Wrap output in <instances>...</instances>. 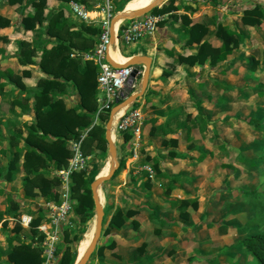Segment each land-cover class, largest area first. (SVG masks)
Masks as SVG:
<instances>
[{"label":"rangeland","instance_id":"rangeland-1","mask_svg":"<svg viewBox=\"0 0 264 264\" xmlns=\"http://www.w3.org/2000/svg\"><path fill=\"white\" fill-rule=\"evenodd\" d=\"M5 1L7 0H0V11L9 23L2 37L0 36V49L5 53L0 55V83H6L5 91L7 92L6 99L0 102V215H3L4 218L3 221L0 220V264H13L10 255L15 253L16 244H11L9 239L15 235H19L25 243H31L40 251L41 248L38 237H34L30 230L22 229L17 232L15 228L18 218L7 219L4 212L8 209L21 208L25 210L22 214H30L35 220L38 218L42 220L43 209L48 203L46 198L49 191L53 189L59 194L61 190L60 185L53 183L46 189L44 181L59 179V171L67 168L71 158L69 156L66 160L67 165H62L59 168L56 167L54 160L47 159L45 151L53 153L56 148L57 151H61L58 147H51V142L55 138L49 137L50 132L55 133L58 128H53L51 124L48 126L49 122L43 123L44 133L48 134L46 140L41 141L37 136L29 137V129L32 128L37 135H42L43 131L35 126L45 118L46 112L43 108L41 111L45 114H41L38 111L40 101L39 103L34 100L27 101V95L47 89L48 81L58 83L56 86L49 87L44 102L46 104L60 102L61 104L57 106V112L54 115L68 119L64 123V127L62 126L64 133L72 127V119L77 115V111L85 110L80 106L81 95L76 84L83 73L85 60L82 55L87 54L83 49L89 45L94 46L93 43L99 36V34L96 36L97 33H91L88 29L100 30V27L97 23H88L87 25L76 21L69 13L67 0H46L48 11H52L54 8L59 10L49 13L46 20L38 27L36 25L34 29H26L27 32H23L20 28L25 29L23 21L27 18L26 14H23L17 5L8 7ZM84 1L87 5L88 3L89 5L99 3V0ZM125 2L124 0H115L116 13L122 12L126 5L133 6L130 1ZM167 4L168 1L165 2V5ZM256 5L262 7L264 12V0H220L216 6L217 15L220 17L222 13L228 12L232 16L229 19V25L235 28L238 25L241 29L242 14L245 10L252 9ZM229 6L231 10H228ZM129 9L134 8L130 7ZM166 14L168 13L161 15L162 20L166 18ZM169 18L171 15L164 22H167ZM262 22L261 27L250 30L251 46L249 49L236 51L241 54L242 61L234 66L235 73L228 74L223 78L238 91L235 90L234 94L228 95L219 93L216 103L213 102L207 109H203L206 117L204 129L198 122L186 120L191 129L190 137H192V141L188 144L173 146L167 142L168 139L160 138L153 141L152 138L159 137L160 132L155 129L156 125L147 126L146 133H144L146 141L142 148L141 137L140 154L138 158L134 159L128 146L131 140L125 141L115 128L126 110L119 115L112 131L118 161L120 162L122 156L125 157V166L120 175L102 184L99 189L102 198V200L100 199L101 204L106 216L97 248L102 246L104 248L101 250V256L97 253L96 248L87 264H96L97 257H101V264H133L140 259L145 264L147 261L148 264H257L253 256L243 254L238 244L245 237L263 229L260 226L263 216L254 215L246 193L250 189L264 191V163H260V157L264 156V136H262V134L264 135V120L259 125L262 132L254 130L253 127L244 123L246 118L260 120L264 116V112H262L264 103L257 95V88L264 80V72L257 70V66L264 69V49L262 48L264 19ZM59 24L63 26L61 29L58 28ZM219 24L222 25V23ZM72 33L78 34L73 35ZM36 37L41 39L43 44L52 43L49 55L44 60L40 59L38 52L34 49L33 56L29 60L30 64L23 62L21 51H24L28 46L31 48L32 45H35V42L34 44L32 42L36 40ZM61 45H66L67 49L62 48ZM69 45H73V48L68 49ZM123 46V50H125L127 45ZM125 54L124 52L123 55ZM69 59L75 63L69 62ZM228 59L227 57L226 60ZM43 64L45 71L40 67ZM218 65H209L207 70L200 71L199 79L220 78L215 71V67ZM36 69L40 71L39 74L35 73ZM7 71L14 72V77L2 76V73L6 74ZM43 80L46 82L45 87ZM139 80L140 77L137 79V87ZM190 83L189 88L192 92L189 97L196 102L200 99L201 94L197 90L194 93L195 85L193 86L192 81ZM151 87H155L154 84ZM96 96L98 97V94ZM12 100L28 106L29 111L24 112L21 106L16 107ZM241 104L245 107L242 108ZM157 105H160V101ZM157 105H149L150 107L145 108L147 115L144 116V119H148L154 113ZM35 106L37 107L35 108ZM239 109L243 110V113L241 111L236 116L244 117L241 119L243 122L224 117L223 113H237L240 111ZM108 116L109 112L102 114L98 121H95V118L91 120V124L98 127L95 137L92 143L86 142L84 148H81L83 154L88 157L86 170L83 171L86 173L84 177H87L91 182L97 177L106 175L109 169L108 147L103 141L102 132L105 130ZM152 128H154V134L150 135L149 132ZM179 129L174 126L173 133L179 135L174 138H178L180 141L183 139V132L182 129L181 132H178ZM58 137L60 138V136ZM63 137L67 140L64 149L69 153L72 143L75 141L66 136ZM22 139L30 140L28 147ZM193 141L196 146L209 153V156L202 162H191L192 158L194 160L198 156V152L191 145ZM28 149L39 156L38 165L33 155L26 156L31 158L30 160L34 159L35 164L26 163L24 154ZM171 149L179 151L176 152L177 157L168 155V151ZM223 149H226L227 153L220 154ZM242 151L244 153H241ZM180 156L183 157L180 158ZM184 156H188L189 159ZM57 158L61 159L60 156ZM11 160H13L12 166L8 163ZM251 162L256 165L251 166ZM154 164L160 173L167 175L170 179H176V183L182 180L179 190L174 188L171 196H164L169 179H157ZM31 168L40 171L41 178H32L33 176L29 174ZM8 169L11 171L9 175L7 174ZM24 179L29 181L26 185L22 183ZM74 187L75 184L71 183L72 204L76 206L77 196L84 193V188ZM9 198L12 203H9ZM165 199H171V201L191 199L189 201H196V205L195 207L189 206L187 208L190 213L188 219H182L177 211L170 208V201ZM117 210L123 212L138 210L141 215L137 214L139 217L135 218L136 215L129 219L120 230L113 229L108 232L106 231L108 222ZM152 212L170 223V227H162L150 222L147 214ZM133 221L137 223L138 230L133 229ZM94 229V209L83 215H75L74 219L68 221V227L62 233L61 243L58 247L59 254L68 247L70 263H73V260L76 262L79 253L89 243L88 237L94 233ZM135 232L138 233V236L135 235ZM115 234L127 236L124 239L134 240H130L131 242L127 244L122 241L120 244L112 237ZM81 239L83 240L82 247H80ZM110 244L112 247H109ZM233 246H237L238 249H234ZM244 253L246 254V251Z\"/></svg>","mask_w":264,"mask_h":264},{"label":"trees","instance_id":"trees-1","mask_svg":"<svg viewBox=\"0 0 264 264\" xmlns=\"http://www.w3.org/2000/svg\"><path fill=\"white\" fill-rule=\"evenodd\" d=\"M7 1L9 5L23 4L24 5L23 7L31 6L34 8L35 14L28 15L27 18L23 21L25 25V29L32 30L35 28L36 25L38 26L41 25L42 21L44 20L41 17V14L43 13V8H44V0H7ZM79 1L82 3L85 2L84 0H79ZM124 1H126L125 3H128L131 0H124ZM174 1L176 0H168L167 5H165L164 3L161 7L154 8L150 12V14L163 15L165 13L171 12L172 10H175L176 8L174 7ZM186 19H187L188 36H189L187 39V43L190 46H192V44H197L198 46L196 48H192L193 50H195V53L193 55H190L187 57H179L177 59V62L185 63L189 65L190 67H193L195 65H204L207 60H209L210 66H215L221 62H224L226 58L229 55H231L232 52L235 49H237L239 45L246 38V34L239 33L235 30H232L229 26L218 24L216 25L214 36L221 42V45L220 47L213 48L207 40H203L208 32V29L206 28V26L202 24H197V23L190 25L191 23L190 20L188 18ZM263 19H264L263 9L262 7L258 5L254 6V8L252 9L245 10L241 17V21L243 25L247 27H257L262 23ZM8 25L9 23L6 21V19L0 16V28H5ZM62 27H63L62 24L58 25V28L61 29ZM88 31H91V33L93 34L97 33L96 36H98V34L100 33V30L96 28L95 29L89 28ZM72 34L77 35L78 33H72ZM34 42H35V45H32L31 48L28 46L24 51H21L20 55H22L23 57L22 58L23 62L30 64L29 60L33 56L34 49L38 50V53L40 54L39 55L40 59L44 60L49 55L50 53V49L48 48L49 43L43 44L41 43L42 41L39 38L33 41L32 44H34ZM93 44L94 46L89 45L87 48H84L83 51H86V52L93 51L97 44V40ZM72 46L73 45L71 46L69 45L68 49L73 48ZM61 47L67 49L66 45L65 46L61 45ZM0 53H3L2 49H0ZM69 62L75 63L73 62L72 59H69ZM44 66H45L44 64L40 65L41 69L45 71ZM98 73H99V69L94 63L90 61L85 62L84 67H83L82 76H80L79 80L76 81V84L79 89V93L81 95V103H80L81 105L80 106L81 108L85 109V112L77 111V115H75L72 119V122H73L72 127H70L66 131L67 133L65 132L66 135L64 131H62V126L64 127V123L68 121V119L66 120V118L60 115H54L55 112H57V106H59L61 103L57 102L55 104V103L49 102L48 104H46L44 102L46 99V95H47L49 87L56 86L58 85V83H55L54 81H48L49 85L47 89H44L42 92H39V93H29L27 95V98H26L27 101L34 100L37 103H39L40 101L38 111L41 114L44 115L46 112L45 118L42 119L40 124H37V126H35L36 128L38 127V129L43 131L42 135H37V133H35L34 129L32 128V129H29V135H30L29 137L37 136L39 139H41V141L46 140V137L48 134L44 133L45 129L43 126V123H45L46 121L49 122L48 126H50L51 124L53 128L55 127L58 128V131L55 133H53L49 129L47 130L51 131L49 137L55 138V140L51 142V147H54V146L58 147L61 151H57V148L53 150L54 151L53 153H49L48 151H45L47 159L54 160V162L56 163V167L58 168L61 167L62 165H67L66 160L69 158V156L71 157L72 155L71 152L68 153V151L64 149V147L66 146L67 140H65L64 139L65 137L63 136H66L73 141H79L85 134L81 142L82 149L84 148L83 146L85 145L86 142L92 143V140L95 137L96 129L98 127L91 126L92 125L91 118L94 116L95 112L97 111L96 79H97ZM2 76H6L7 78L8 77L13 78L14 73L12 71H7L6 74L2 73ZM43 83L45 87L46 86L45 80H43ZM5 87H6L5 82L0 83V102H2V100L4 101L7 97V92L5 91ZM12 103L16 107L21 106L24 112H28L30 109L28 106L22 105L19 101L12 100ZM36 107L37 106H35V108ZM43 108H45L44 113L41 111ZM196 109H197V115L195 116V121L198 122L201 125V127H203L204 129L206 127V121H205V117L203 114V107L200 102L196 104ZM241 119L242 118L240 117L235 118L236 121L243 122ZM244 120H246L244 123L253 127L254 130H258L262 132V129L259 127V125L263 122V120H257L253 118H248ZM147 122L149 124H152V126H154L155 123L157 122V119L150 118L147 120ZM178 125L180 126V129H182V132H183V142L189 143L191 141L190 127L187 125L186 122H180ZM102 132H103V141L106 143L104 139L105 130H103ZM153 132H154V128L150 130L149 132L150 135H153L154 134ZM57 136H60V138L59 137L57 138ZM29 139H22L25 142L26 147L29 146V142H30ZM129 139H130V136L128 135L124 136L125 141ZM167 142L171 143L173 146H176L178 143L176 139H169V141ZM195 151L198 152V156L194 158L196 162H202L205 160L207 156H209L208 155L209 153H207L206 151L200 148L195 147ZM241 153H244V152L242 151ZM176 154L177 153L175 150L168 151V155H170V157H174L176 156ZM26 155L35 156V160L37 161V165H38V162L40 161L39 156L35 155L34 151H32L31 149H28L25 151L24 156ZM58 156L61 157L60 160L59 158H57ZM25 159H26L27 164L28 163L35 164L34 159L30 160L31 158L29 159L28 156H26ZM12 162L13 160L9 161L8 162L9 165L12 166L13 164ZM260 163H264V156L260 157ZM250 165L255 166L256 163L251 162ZM124 166H125V157L122 156L119 162V169L115 172L112 179L120 175V173L124 170ZM153 167L156 171L157 179H161V180L169 179L167 188L165 190L166 191L165 195L169 196L171 190L175 188L174 184L176 183L175 181L176 179H173V178L170 179L168 178L167 175L160 173L158 168L156 167V164H154ZM10 172H11L10 169H8L7 174L9 175ZM29 174L33 176L32 178H36V179L41 178L40 171L38 170L36 171L35 168L34 170L32 168L29 169ZM85 174H86L85 172L81 171V172H76L72 175V183L75 184L74 188H80V187L84 188V193L77 196V199H78L77 205L73 206L74 215H83V214H86L88 211H92L94 209V203H93L92 194L90 190L91 181L87 177H84L86 176ZM8 180L10 181L9 178ZM28 182H29L28 179H24L22 183L26 185ZM51 183L55 185H59L60 180L53 179L52 181H48V180L44 181L45 188L48 189ZM246 196H247L248 203L253 208L254 215L263 216L262 223L260 225L261 227H263V229L261 231H258L255 234H251L250 236L245 237L241 241L240 245L244 248L247 254L255 258L257 264H264V191H257L255 189H250L246 193ZM8 201L9 203H12L11 198H9ZM46 201L59 203L58 192L51 189L49 191V194L47 195ZM195 205H196V201H193V200L192 201H189V200H172L171 201L170 200V208L177 211L179 216L183 219L188 218L187 208L189 206L195 207ZM23 212H25L24 209L16 208V209L6 210L4 214L7 216V219H10V218L12 219V218H16ZM26 212H29V211L26 210ZM139 212L140 211L138 210H127L126 212H123L122 210L115 211V213L112 215V217L110 218L108 222L106 231L110 232V230H113V229H115L116 231L120 230L129 219H132L133 217H135ZM150 215H151L150 216L151 222L157 223L160 226H163L165 224V222L163 220L158 219L153 214V212L150 213ZM105 216H106V212L104 211L103 222H104ZM3 219H4L3 215H0V220L2 221ZM40 220H41L40 218L36 219L33 222V227L37 226ZM134 222L135 221L132 222L133 229H137L138 228L137 223H134ZM15 230H17L18 232L22 230V228L17 224ZM30 231L34 235V237L37 236V232L35 231V229H31ZM9 240L11 244H16L15 253H12L10 255V259L13 262V264H42L43 260H42L41 251L39 248L33 247L31 243L29 244L25 243V241L21 239L19 235H15ZM40 241H41V237L39 236L38 242ZM109 247H112V244H110ZM103 248H104L103 246L98 247L97 253L101 254V250H103ZM58 257H59V260L57 264H74L75 263V260H73V263H70L69 261V248L68 247L61 254H58Z\"/></svg>","mask_w":264,"mask_h":264},{"label":"crops","instance_id":"crops-1","mask_svg":"<svg viewBox=\"0 0 264 264\" xmlns=\"http://www.w3.org/2000/svg\"><path fill=\"white\" fill-rule=\"evenodd\" d=\"M70 1H79V0H69L67 2V7H68L70 15L76 21L82 22L79 19H77L70 12V9L68 6V3ZM153 1L154 0H131L130 2L133 6L126 5L124 7L123 12L127 11L130 7L131 8L133 7L134 10L142 9V8L146 7L147 5H149L150 3H152ZM229 1H233V0H229ZM219 2H220V0H176L174 2V7L176 9L172 10L171 12L166 14L167 16H165L166 18H168L171 15V18H169L167 22H164V20H166V18H164L158 24L156 31L152 35L146 36L145 38H143V39H141V40H139L133 44L127 45L125 50H123V48H124L123 45H126L125 43H123L121 41H118L116 43L117 52H118L119 58L122 62H127L129 60L128 58H131L134 56H145V57H149L151 59L150 76H149L147 89H146L143 97L137 99L136 102L132 106H134L137 109H140L141 112L143 113V115L145 116V115H147L145 112V108L149 105L156 106L158 104V102L160 101V105H157V109H155L154 113L150 117H148V119H150V118L157 119V122L155 123V125L157 126L156 130L158 129V131L160 132L159 137H156L155 139L152 138L153 141L156 139H159V138L163 139V140L164 139H168V140L169 139H176V140H178V138H174V137L179 136V135H177V134L175 135L173 133L174 126H175V128H180V126L178 124L180 122H186V120L196 122L195 121V116L197 115L196 104L198 102L201 103L203 109H205V108L207 109L209 105L213 104V102L216 103V100L218 98L219 93H221V94L223 93V94H227V95L235 93L236 88L233 85H229L223 78L227 77L228 74L235 73L234 66L238 65L242 61V58L240 57L241 54L236 53V51L238 49H240V50L244 49L245 51L249 49V46H251L250 30H254L256 28L261 27L263 22L257 27H247V26L243 25V23L240 21L241 25H242L241 29L238 25H236L237 28L231 27L232 25H229V22H230L229 19L232 17L231 14H228V12L224 13V14L222 13L220 15L221 18L219 17V15H217L218 10L216 9V6L219 4ZM5 3L8 7H14L16 5L19 6L21 12L23 14H26V17L28 15H34V8L31 6L23 7L24 6L23 4L9 5L8 1H5ZM100 3H101V0H99V3H94L92 5H89V3L87 5V4H85V2L83 3L86 5V7L90 11H92L91 16L94 17L96 23L100 22L103 19V15L100 14L96 10V6ZM113 4H115V0H113ZM220 9H221V7H220ZM54 10H59V9L54 8ZM54 10L48 11V9L46 8V0H44L43 13L41 14V17L44 19L42 21V23L46 20L45 19V18H47L46 16L49 15V13L53 12ZM228 10H231L230 6H229ZM0 16L3 17L4 19H7L5 16H3L1 11H0ZM140 18H142V17H140ZM186 18H188L190 20V22H191L190 25L197 23V24H202V25L206 26V28L208 29V32H207V35L204 37L203 40H207L213 48L220 47V45H221V42H219L218 39L214 36L216 25H218L219 23H222V25L229 26L232 30H235L239 33L246 34V38L239 45V48L235 49L232 52V54L228 56L229 59L226 60L225 62H222L219 65L217 64L218 66L215 67V71H216L217 75L220 76V78L216 77L215 79H205V80L199 79V77H200L198 75L199 72L200 71L203 72L204 69L207 70L209 68V65H210L209 60H207L204 65H195L193 67H190L189 65H187L185 63L177 62V59L179 57H187V56L193 55L195 53V50H193L192 48H196L198 46L197 44H192V46H190L187 43V39L189 36H188V25H187V19ZM219 18H220V20H219ZM82 23H84V22H82ZM85 24L88 25V23H85ZM37 27H38V25H37ZM7 28H8V26L5 28H0V36L1 37H2L3 32ZM20 29L23 32H27L26 29H24L23 27ZM18 32H19V30H18ZM37 38L38 37H36V39ZM51 46H52V43H49L48 48L50 49ZM128 47H130V48L127 49ZM262 48L264 49V43L262 45ZM36 51L38 52V50H36ZM91 52L92 51H89L87 53H91ZM124 52L126 53L125 55H123ZM2 54L3 55L5 54L4 50H3V53H0V55H2ZM38 55H40V54L38 53ZM39 58H40V56H39ZM83 60H85V59L83 58ZM85 62H87V60H85ZM257 70L258 71L262 70L264 72V69H262L258 66H257ZM35 71H37V72H35ZM35 71L34 72L37 74L40 73V71L38 69H36ZM140 71L143 72L142 67L140 68ZM192 74H194V76H192ZM191 81L193 82V86L195 85V87H193V89H194L193 92L196 93V90H197L199 92V94H201L200 99L196 100V102H194L193 99L191 97H189V94L192 92L191 89L189 88ZM263 82H264V80L262 81V84L259 85V88H257V90H258L257 95L260 97L261 101L264 103V83ZM153 84L155 87H151ZM245 89L249 90L248 88H245ZM96 90H97V86H96ZM154 91L156 93H153ZM236 91H238V90H236ZM97 94H99L98 90H97ZM237 101H239V100L237 99ZM137 103H138V105H137ZM240 106H242V108L245 107L242 104ZM97 109H98V97H97ZM239 110L240 111L237 113H233V112L223 113L224 117L235 120V118L237 117L236 114L240 113L241 111H242L241 113H243V110H241V109H239ZM83 112H85V110H83ZM262 112H264V108L262 109ZM95 114H96V112H95ZM95 114L91 118V120L93 118H95ZM203 114L205 117L204 111H203ZM219 115H220V113H219ZM148 119L145 118V122H144L143 129H142V148H143L144 142L146 141V139H145L146 135L144 133H146L147 126L152 127V124H149L147 122ZM260 120H264V116ZM205 121H206V117H205ZM178 132H181V129H179ZM84 136H85V134H84ZM262 136H263V134H262ZM180 138H181V136H180ZM190 138L192 141V137H190ZM184 144L185 143L183 142V139H181L180 141L178 140V143H177L178 146L184 145ZM186 144H188V143H186ZM191 145H193V149H195V147L200 148V147L196 146L194 141H193V143H191ZM191 145H189V146H191ZM172 150H174V149H171L169 151H172ZM175 151L179 152L178 150H175ZM220 152H221L220 154H222L223 152L227 153L226 149H223ZM182 157L183 156H180V158H182ZM184 157L186 159H189L188 156H184ZM191 162L196 163V161L193 159ZM181 178L184 179L183 177H181ZM181 182H182V180L179 182L177 181V183L174 184V187L176 190H179ZM173 189L171 190V192L174 191ZM171 192H170V196H171ZM164 196H166V195L164 194ZM165 200H169V199H165ZM184 200H191V199H184ZM252 211H253V208H252ZM141 213H143V212H141ZM187 214L189 217L190 213L188 212ZM140 215L141 214H139V216ZM147 215H148L149 221L151 222L150 213ZM139 216L137 215L135 218H137ZM155 216H156V214H155ZM157 218L160 220H163L165 222V224L162 227H170V223L166 222L165 219L159 218V217H157ZM152 223H154V222H152ZM154 224H157V223H154ZM0 228H1V226H0ZM135 230H138V228ZM128 232H131V231H128ZM123 235H124V233H123ZM123 235H116L115 234L112 237L114 238V240H116L120 244H122V241H123V243L127 244V243L131 242L130 240H134V239H124L127 236L124 237ZM135 235L138 236V233L135 232ZM0 236H1V234H0ZM82 241L83 240L81 239L80 247H82V245H83V244H81ZM238 245L240 246L239 248H241L243 254L247 255V252H246V254L244 253V251H245L244 248L240 244H238ZM233 247H234V249L235 248L238 249L237 246H233ZM99 256H101V254ZM148 263L149 262L147 261L146 264H148ZM96 264H101V257H97ZM133 264H145V262H142V260L140 259V260L135 261Z\"/></svg>","mask_w":264,"mask_h":264},{"label":"built area","instance_id":"built-area-1","mask_svg":"<svg viewBox=\"0 0 264 264\" xmlns=\"http://www.w3.org/2000/svg\"><path fill=\"white\" fill-rule=\"evenodd\" d=\"M70 12L84 23H96L85 4L80 1L68 3ZM96 10L103 15V19L97 24L100 33L97 44L91 53H87L84 59L93 62L99 69L96 79L98 94V109L95 114V121H98L102 114L110 112L119 102V93L128 85L131 68L116 69L106 60L110 46V22L116 14L113 0H101ZM96 11V12H97ZM162 21L161 15L147 14L142 18L125 21L118 25L116 30V43L121 41L126 45L133 44L146 36L152 35L158 24ZM132 92L137 91V79L130 86ZM145 119L140 109L133 106L128 107L116 124V132L124 137L130 136L129 149L131 156L136 159L140 154V142ZM72 144V155L65 170L59 171L61 190L59 192V203L48 202L44 207V217L40 223L33 227L35 218L30 214L17 216V223L24 230L35 229L36 237H41L39 246L41 248L42 264H57L59 257L58 247L61 243L62 233L68 227V221L74 219L73 204L71 196L72 175L76 172L86 170V157L81 149V142ZM128 141V140H127ZM38 239V238H37Z\"/></svg>","mask_w":264,"mask_h":264},{"label":"water","instance_id":"water-1","mask_svg":"<svg viewBox=\"0 0 264 264\" xmlns=\"http://www.w3.org/2000/svg\"><path fill=\"white\" fill-rule=\"evenodd\" d=\"M168 0H154L152 3L147 5L142 9H138L136 11L131 12H119L114 15L110 22V46L113 47L116 44V24H121L124 21L134 20L140 17H143L149 14L154 8L161 7ZM107 62L116 69L123 68H131L130 78L128 80V85L124 87L119 93L120 102L114 106L108 116L107 123L105 125V133L104 139L107 143L108 154H109V169L106 175L97 177L90 184V190L92 194V199L94 203V211H95V229L94 234L89 243L87 249L83 253L82 257H80L74 264H87L91 255L96 250L97 244L101 237L102 226H103V218H104V209L101 204V200L99 197V189L102 184L109 182L115 172L119 169V161L117 158V149L112 139V128L114 123L115 115L119 110L125 107L132 106L137 99L142 98L149 81L150 76V68H151V59L145 56H134L129 58V60L124 64H118L114 62L109 54L106 55ZM143 68V72L140 71V68ZM140 77L138 88L136 92H132L130 86L131 84Z\"/></svg>","mask_w":264,"mask_h":264},{"label":"bare ground","instance_id":"bare-ground-1","mask_svg":"<svg viewBox=\"0 0 264 264\" xmlns=\"http://www.w3.org/2000/svg\"><path fill=\"white\" fill-rule=\"evenodd\" d=\"M131 11H136V10H134V9H128L127 11H124V12H131ZM118 25H119V24H116L115 29L118 27ZM108 54H109L110 58H111L114 62H116V63H118V64H124V63H126V62H122V61L120 60L119 55H118V52H117V46H116V44H115L113 47H110V48H109ZM127 108H128V107L122 108V109L119 110L118 113L115 115L114 123H113V128H114V125H115L116 120L118 119L119 115H120L124 110H126ZM112 139H113V141H114V138H113V131H112ZM108 166H109V161H108ZM99 197H100V199L102 200L101 195H100V191H99ZM93 234H94V233H93ZM93 234H91V235L88 237V241H89V243L91 242V239H92V237H93ZM89 243H88L87 246H86V247L80 252V254H79V256H78V259H79L80 257H82V255H83V253L85 252V250L87 249ZM78 259H77V260H78Z\"/></svg>","mask_w":264,"mask_h":264}]
</instances>
